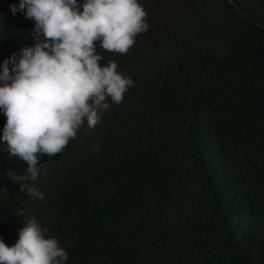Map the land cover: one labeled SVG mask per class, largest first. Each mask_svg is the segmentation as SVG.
Returning a JSON list of instances; mask_svg holds the SVG:
<instances>
[{
	"label": "trees",
	"instance_id": "16d2710c",
	"mask_svg": "<svg viewBox=\"0 0 264 264\" xmlns=\"http://www.w3.org/2000/svg\"><path fill=\"white\" fill-rule=\"evenodd\" d=\"M139 3L127 53L97 48L133 86L39 157L43 199L0 151V239L34 219L67 264H264V0ZM18 4L0 0V66L34 42Z\"/></svg>",
	"mask_w": 264,
	"mask_h": 264
},
{
	"label": "clouds",
	"instance_id": "9594fccd",
	"mask_svg": "<svg viewBox=\"0 0 264 264\" xmlns=\"http://www.w3.org/2000/svg\"><path fill=\"white\" fill-rule=\"evenodd\" d=\"M10 9L33 22L34 42L0 66V151L27 164L26 175L7 170L11 181L43 199L31 183L39 157L60 153L85 123H98L99 108L119 105L133 86L115 61L101 66L97 48L126 54L148 30L146 12L139 0H19ZM45 232L31 219L14 245L0 239V264H67L66 250Z\"/></svg>",
	"mask_w": 264,
	"mask_h": 264
}]
</instances>
